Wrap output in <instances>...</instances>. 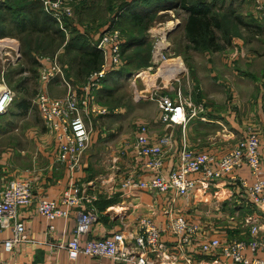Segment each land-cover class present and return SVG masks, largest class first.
I'll list each match as a JSON object with an SVG mask.
<instances>
[{
    "label": "crops",
    "instance_id": "0c3cea01",
    "mask_svg": "<svg viewBox=\"0 0 264 264\" xmlns=\"http://www.w3.org/2000/svg\"><path fill=\"white\" fill-rule=\"evenodd\" d=\"M73 21L75 20L72 18L70 22ZM68 29L67 33L65 32L67 39ZM84 32L85 30L81 33ZM262 32L264 33V28ZM92 36L86 35V38L97 48L95 45L99 34ZM91 38L95 40L92 41ZM233 43L235 46H228V50H236L235 56L241 55V60L231 58V61H226L224 52L217 50L216 53L220 54L218 56L214 53L206 69L209 76L203 75L201 84L197 79L200 85L199 96L194 101L197 114L190 118L184 128L179 125H166L161 121L160 112H156L155 116L149 119L146 126L154 142L168 133L174 138V146L165 158L163 175L167 176L178 164L184 138L196 151L223 156L245 136L249 128H252L261 140L263 164L260 175L264 177V42L255 45L238 40ZM181 64L177 63L179 69H182ZM40 83L37 95L42 92L50 95L47 87L49 83L46 87L42 81ZM224 87L228 89V93L223 92ZM141 125L135 127V131L131 130V134L125 136L121 132L107 142L106 128L97 126L83 156L82 169L74 175L56 160L57 144L48 130L40 131V142L38 141L35 147H26L22 145L21 140L0 136V190L13 179H29L35 197L47 196L60 201L74 180L81 190V207L91 211L96 217L88 239L110 237L116 231H123L131 243L141 216L152 218L159 228L165 229L170 216L179 214L190 222L200 224L209 235L228 240H253L251 228L258 226L259 239L264 241V206L253 205L239 185L228 179L199 184L188 198L174 197L173 193L164 195L122 188L123 179L131 172L139 174L142 179L151 178L150 174L142 170L141 163L136 162L135 153L130 146ZM44 127L46 129L45 125ZM13 144L16 146L13 147ZM105 144L109 146L107 150L111 159L107 171L100 173L97 170V167H100L99 155L104 153L101 151V145ZM236 174L249 182L253 181L248 168L238 170ZM78 209L72 207L69 217L56 219L53 222L55 232L49 235L48 222L38 213L35 204L21 208L19 218L25 224V235L29 241L21 242L13 252H7L4 249V241L12 236V231L0 229V262L111 264L110 260L92 258L84 254L79 255L77 259H71L67 249L56 247L71 238ZM209 225L211 226L208 227ZM160 242L163 248L158 254L151 256L154 264H228L220 253L203 254L193 248H189L184 254L181 253L175 249L176 238L169 232L162 233ZM257 255L264 260V248L261 247Z\"/></svg>",
    "mask_w": 264,
    "mask_h": 264
},
{
    "label": "built area",
    "instance_id": "2783aa9c",
    "mask_svg": "<svg viewBox=\"0 0 264 264\" xmlns=\"http://www.w3.org/2000/svg\"><path fill=\"white\" fill-rule=\"evenodd\" d=\"M40 1L43 10L66 32L74 14L73 4L87 0ZM251 1L255 4L256 15L264 19V0ZM96 46L103 52L104 61L97 70L87 75L78 88L65 77L58 54L41 55L38 58L43 84L60 78V83L66 89L65 94L59 98H54L46 92L39 93L35 103L48 132L56 141V160L64 164L71 175L82 169L83 156L89 148L93 133L92 120L117 113V110L111 111L97 102V91L111 71L121 69L123 66L120 31L111 29L105 32ZM166 46L164 39H158L154 43L153 63L167 60ZM155 95L161 121L168 126L179 125L184 128L190 118L197 114V109L180 95L177 97L158 93ZM12 100L13 94L9 89L5 88L0 92V114L6 112ZM260 144L258 133L249 128L245 136L238 140L228 153L217 156L192 149L184 138L178 164L166 176L162 172L167 152L174 146L173 135L171 133L162 135L154 142L149 135L148 127L141 125L130 146L135 153L136 162L141 163L142 170L150 174L151 178L142 179L139 174L131 172L123 179L121 186L129 190H144L164 195L173 193L174 197L188 198L199 184L228 179L239 185L253 205L264 206ZM244 168L250 170L252 182L237 176L236 172ZM80 194L81 190L74 180L60 201L47 196L35 197L29 179L17 178L7 183L0 190V229L12 231V236L4 241L5 251L13 252L18 244L29 241L25 235V224L19 218V210L35 204L38 213L48 222L49 235L55 232L53 222L56 219L69 217L72 207L79 208L75 214L76 226L71 238L56 246L67 249L71 259H77L79 255L84 254L92 258L110 260L111 264H154L151 256L161 251L162 233L169 232L176 238L175 249L183 254L189 248H193L203 254L220 253L228 264H264V260L257 255V251L261 247L264 248V241L259 239L260 227L251 228L253 240L238 238L228 240L209 235L200 224L190 222L179 214L170 216L165 229L159 228L152 218L141 216L137 221L138 229L131 243L123 231H116L110 237L88 239L96 217L91 211L81 207Z\"/></svg>",
    "mask_w": 264,
    "mask_h": 264
},
{
    "label": "rangeland",
    "instance_id": "374dc122",
    "mask_svg": "<svg viewBox=\"0 0 264 264\" xmlns=\"http://www.w3.org/2000/svg\"><path fill=\"white\" fill-rule=\"evenodd\" d=\"M6 1L10 6L16 8L17 4L20 6V2L23 0ZM36 1L39 2L42 10V2L40 0ZM146 1L148 0H87L73 4L74 14L72 18L75 21L69 22L68 39L78 34H82L85 37L86 35L99 34L100 39L105 32L117 29L121 33L122 44L131 34V36L137 38L146 37L148 42L147 45L142 46L144 48H134L126 52L125 55L121 53L123 66L121 69L111 72L120 71L124 73H113L109 77L107 76V80L103 81L102 87L97 91V102L111 111L117 110V113L100 116L92 120L93 133L97 130V126L106 128L105 131L107 133L105 135H108V138L105 142L111 138L114 139L121 132L127 136L131 134V130L134 129L135 131V127H139L141 124L148 125L149 119L155 116L156 112H160L155 101L156 93L159 95H180L196 109L194 101L198 98L200 92V85H198L197 81L199 80V84H201L203 81L202 76H209L206 69L209 61L211 62L214 57V53L217 52L216 49H207L206 45H201L198 47L200 49H197L187 41L184 27L188 14L182 7H177L179 3L175 5L176 8L157 10L156 12L151 5L148 9H145L143 4ZM173 1L180 2V0ZM191 1L193 0L189 2ZM216 8L215 10H218L221 17L227 16L226 11L228 10L232 13V16L222 17L224 20L222 30L215 29L216 44L219 46L218 50L225 53L223 57L226 61H231L232 59L241 60V55L235 56L236 50L235 52L228 50V46H235L234 41L243 40L245 44L248 42L255 45L264 42V33L262 32L264 19L256 17L255 4L251 0H224L221 3H217ZM128 10L137 14L142 13L143 16L147 12L149 14L137 26L138 21L130 19ZM0 15L7 16L2 11H0ZM56 25L54 26L55 29L59 27L58 24ZM73 25L80 30L75 29ZM1 26V32L3 33H17L12 26ZM83 27L85 28L83 29ZM60 30L62 29L60 28ZM83 30H85L84 34L81 33ZM62 32L65 34L63 30ZM38 36L33 37L34 40L37 41L36 43H42L39 42ZM56 38H58L56 45H60L63 42L62 38L58 35ZM68 39L65 38L63 46L56 50L53 49V45H55L53 40H48L41 45L48 50L34 51V54L29 55L28 52L22 49L23 43L20 38L15 36L0 38V85L9 89L13 94V100L8 109L3 114H0L1 137L15 138L16 140H21L22 145H26V147H35L41 137L40 131L45 132L47 130L44 127L45 124L41 118L40 111L34 102L41 85V64L38 60L40 55L53 56L58 54L65 77L75 87H80L85 81L88 73L82 75L81 72L79 74L81 76H78L71 67V60L74 58L72 57L73 54L66 53V49H64ZM158 39H164L167 43V60L153 63V46ZM91 40L94 41L95 38H91ZM100 52L102 53L103 62L104 54L101 50ZM147 55H149L147 64L137 66L139 62L146 61ZM218 55L220 54H215V56ZM37 56L39 57L37 58ZM131 60L133 63H131ZM128 62L129 65H127ZM176 62L183 63L184 70L181 72L178 70L174 77H164L170 71L168 70L169 65L173 66ZM44 85L46 87L47 84ZM47 87L52 97L63 96L66 92V89L60 83V78L54 79ZM229 91H231V88ZM223 92L228 93V89L224 87ZM19 102L23 106L21 109L17 107ZM14 142L16 143V141ZM14 146L16 145L13 144ZM101 147V151L104 153L99 155L101 156L100 167H97V170L100 173H104L108 169L111 157H109V150H107L109 146L105 144L101 145Z\"/></svg>",
    "mask_w": 264,
    "mask_h": 264
},
{
    "label": "trees",
    "instance_id": "16d2710c",
    "mask_svg": "<svg viewBox=\"0 0 264 264\" xmlns=\"http://www.w3.org/2000/svg\"><path fill=\"white\" fill-rule=\"evenodd\" d=\"M189 1L190 0H180V2L173 0H148L143 5L145 9H148V7L151 5L152 9L157 12V10L176 8L175 5L179 3V6L177 5V7H182L188 14L184 27L187 41L193 44L197 49H200L198 47L201 45H206L207 49L218 50L219 46L216 44L215 29L222 30V27L224 26V20L222 17L227 18L228 15L232 16V13L228 10L226 11L227 16L225 15L221 17L218 13V10H215L217 9V3H221L224 0ZM20 3V6L17 4L16 8H13L7 3L6 0H0V11L7 14V16L0 15V27L2 28L1 25H9L13 27L14 31H17L16 34H6L1 32L2 29L0 28V38L6 36H15L20 38L23 43L22 49L25 52H28L29 55H31L34 51L48 50L41 46L42 43H45L48 40H53V44L55 45H53L54 48H52L54 50L62 47L65 38L67 39L66 34L60 30V27L57 29L54 28L57 23L53 18H51L50 15L48 16V14L43 9V11L41 10V5L39 2L36 0H23ZM129 13L130 19L138 21L136 24L137 26L140 25L145 16H148L147 14H149V12H147L146 15L143 16L142 13L137 14L132 11H129ZM36 35H39V42L42 43H36L37 41H35L33 38L36 37ZM57 35L62 38V45H56L58 41V38H56ZM131 35H129V38L122 44L121 50L123 55L134 48H144L142 46L148 44L146 37L137 38ZM64 47V49H66V53L73 54L72 57L74 58L71 60V67L78 76H81L79 75L81 72L82 75H85L87 73L89 74L95 69L97 70L102 63L103 58L100 50L93 47L87 38L82 34L72 36L71 39H68V42ZM148 58L149 55H147L146 61L139 62V64L136 62L138 64L137 66L147 64ZM131 63H133L132 60ZM127 65H129V62ZM113 73L122 74L124 72L115 71L111 72L109 75H112ZM21 105V102H19L17 107L21 109V107H23Z\"/></svg>",
    "mask_w": 264,
    "mask_h": 264
},
{
    "label": "bare ground",
    "instance_id": "6f19581e",
    "mask_svg": "<svg viewBox=\"0 0 264 264\" xmlns=\"http://www.w3.org/2000/svg\"><path fill=\"white\" fill-rule=\"evenodd\" d=\"M181 65H182V69H181V68L179 69V67H178L177 65L175 66V64H174V65L172 66V65L170 64L169 67H168V70L171 69V70H173L174 72L172 73V72H169V71H168V74H167L166 76H164V77H166V78L174 77V75L176 74L177 70H179L180 72H181L182 70H184V69H183V63H182ZM165 73H167V72L165 71ZM4 89H5V87L2 86V85H0V92H2Z\"/></svg>",
    "mask_w": 264,
    "mask_h": 264
}]
</instances>
